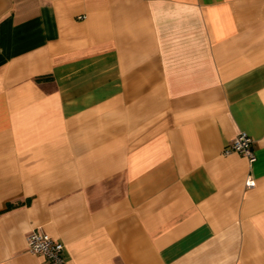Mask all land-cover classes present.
<instances>
[{
	"label": "crops",
	"instance_id": "obj_1",
	"mask_svg": "<svg viewBox=\"0 0 264 264\" xmlns=\"http://www.w3.org/2000/svg\"><path fill=\"white\" fill-rule=\"evenodd\" d=\"M32 232L69 264H264V0H0V264H48Z\"/></svg>",
	"mask_w": 264,
	"mask_h": 264
},
{
	"label": "built area",
	"instance_id": "obj_2",
	"mask_svg": "<svg viewBox=\"0 0 264 264\" xmlns=\"http://www.w3.org/2000/svg\"><path fill=\"white\" fill-rule=\"evenodd\" d=\"M251 146V137L246 133H241L231 145L225 148L224 155L237 153L246 157L250 163H253L256 158ZM26 242L28 252L43 257L48 264H69L65 257L64 245L61 242L38 232L29 234Z\"/></svg>",
	"mask_w": 264,
	"mask_h": 264
}]
</instances>
